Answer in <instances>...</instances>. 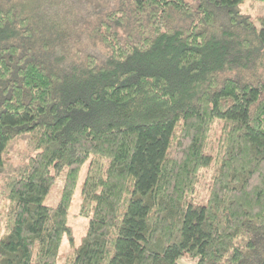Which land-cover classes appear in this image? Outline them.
<instances>
[{
	"label": "trees",
	"instance_id": "obj_1",
	"mask_svg": "<svg viewBox=\"0 0 264 264\" xmlns=\"http://www.w3.org/2000/svg\"><path fill=\"white\" fill-rule=\"evenodd\" d=\"M112 1L0 0V264H57L87 161L69 264H264V27Z\"/></svg>",
	"mask_w": 264,
	"mask_h": 264
},
{
	"label": "rangeland",
	"instance_id": "obj_2",
	"mask_svg": "<svg viewBox=\"0 0 264 264\" xmlns=\"http://www.w3.org/2000/svg\"><path fill=\"white\" fill-rule=\"evenodd\" d=\"M105 3L106 0H101ZM113 2L112 0H110ZM193 2L195 0H186ZM241 11L245 14H249L252 18L256 19L257 28L264 27V1L262 0H245L241 4ZM213 140V139H212ZM214 141V140H213ZM215 144H213V149ZM89 168V161L85 162L81 168L77 186L75 189L72 204L68 211L67 224L71 229V234L66 233L63 237V241L59 250V258L57 264H69L70 254L74 248H78L81 244L83 237L87 233L89 224V218L79 215L81 202H82V189L86 179V175ZM209 181V174L203 176L200 184V193L202 196L206 194L207 184ZM62 185V178L60 179L59 187H55L45 200L47 206H55L60 198V186Z\"/></svg>",
	"mask_w": 264,
	"mask_h": 264
}]
</instances>
